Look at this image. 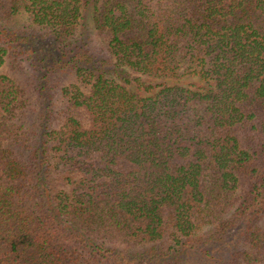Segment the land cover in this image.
<instances>
[{
	"label": "trees",
	"instance_id": "obj_1",
	"mask_svg": "<svg viewBox=\"0 0 264 264\" xmlns=\"http://www.w3.org/2000/svg\"><path fill=\"white\" fill-rule=\"evenodd\" d=\"M0 71V264H264V0H0Z\"/></svg>",
	"mask_w": 264,
	"mask_h": 264
},
{
	"label": "rangeland",
	"instance_id": "obj_2",
	"mask_svg": "<svg viewBox=\"0 0 264 264\" xmlns=\"http://www.w3.org/2000/svg\"><path fill=\"white\" fill-rule=\"evenodd\" d=\"M28 23V18L27 15L25 13H22L20 16H18L13 23H11V26L14 28H21L23 26H25ZM84 24H87L88 27H86V29L84 27H82L81 25L78 28L77 33L80 35L84 32H87L88 30H91L93 27V24L91 22V13L87 10V12L85 13V20L83 21ZM88 28V29H87ZM4 71H6L12 78H15L16 80H18V82H21V85H23L24 87H26L27 90H29L28 92L31 91V94L34 93L33 89V85H32V80L33 78H31L30 74L24 70L23 72H13L9 69L4 68ZM2 72V71H0ZM5 73V72H3ZM185 80V81H184ZM183 80V82H187V83H199L200 82L196 79V78H185ZM74 82V79L72 77H68L66 79H64V85H69L70 83ZM27 92V93H28Z\"/></svg>",
	"mask_w": 264,
	"mask_h": 264
}]
</instances>
